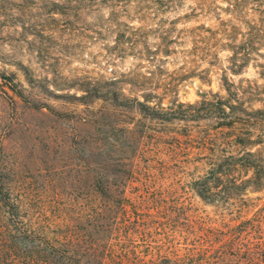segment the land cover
<instances>
[{"label": "rangeland", "instance_id": "rangeland-1", "mask_svg": "<svg viewBox=\"0 0 264 264\" xmlns=\"http://www.w3.org/2000/svg\"><path fill=\"white\" fill-rule=\"evenodd\" d=\"M152 8L0 0V159L39 177L61 166L73 175L84 169L81 138L93 134L107 154L96 175L130 164L117 191L161 192L178 206L179 254L194 242L195 257L225 246L240 262L258 252L264 264V0ZM113 93L193 117L144 118L97 99ZM112 125L132 138L108 134Z\"/></svg>", "mask_w": 264, "mask_h": 264}, {"label": "trees", "instance_id": "trees-1", "mask_svg": "<svg viewBox=\"0 0 264 264\" xmlns=\"http://www.w3.org/2000/svg\"><path fill=\"white\" fill-rule=\"evenodd\" d=\"M127 1L151 4L155 12L174 3V0ZM97 99L109 101L120 112L136 110L144 118L172 121L193 117L159 113L147 105L149 101L145 98L143 102L124 100L113 93L101 94ZM81 123L85 127L90 121L86 117ZM114 126L108 134L119 138V133L124 132L125 139L132 138L133 129L120 130ZM94 138L93 134L81 138L86 145L80 151L85 156L84 169L76 167L73 175L63 176L61 166V170L48 168L39 177V169L30 172L16 160L0 159V264H259L258 252L240 262L225 246L195 257L194 242L187 252L179 254L176 240L182 235L174 225L182 214L178 206L173 203L168 206V195L161 192L117 191L129 185L118 173L132 168L130 164L113 166L109 170L113 178L96 175L95 166L104 163L102 159L107 154ZM119 151L129 153L124 148ZM2 155L0 148V158ZM199 195L206 201L211 199L209 195ZM186 227L193 229L191 224ZM188 234L194 235V231Z\"/></svg>", "mask_w": 264, "mask_h": 264}]
</instances>
